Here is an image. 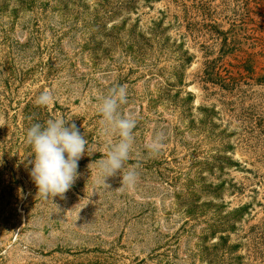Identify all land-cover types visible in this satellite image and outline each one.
<instances>
[{"label":"rangeland","instance_id":"1","mask_svg":"<svg viewBox=\"0 0 264 264\" xmlns=\"http://www.w3.org/2000/svg\"><path fill=\"white\" fill-rule=\"evenodd\" d=\"M118 85L133 190L97 183ZM0 117V264H264V0H0ZM57 118L88 151L52 200L26 131Z\"/></svg>","mask_w":264,"mask_h":264},{"label":"clouds","instance_id":"2","mask_svg":"<svg viewBox=\"0 0 264 264\" xmlns=\"http://www.w3.org/2000/svg\"><path fill=\"white\" fill-rule=\"evenodd\" d=\"M54 97L51 92L43 91L35 103L44 107L51 104ZM97 111L101 115L103 131L116 142L109 141L107 153L96 161L98 168L97 183L106 184L109 177H121V188L133 190L139 174L135 167L124 170L135 143L134 129L137 117L131 113H122L121 106L127 103V88L118 85L110 88L106 94L97 97ZM2 119V117H0ZM63 118L48 119L43 124L34 123L26 131V143L33 153L30 161V177L42 198H64L79 177L78 162L85 154L88 140L81 134L75 123ZM165 134L156 132L145 143L149 154H158L163 148ZM123 171V175L121 172ZM22 191V190H21Z\"/></svg>","mask_w":264,"mask_h":264}]
</instances>
